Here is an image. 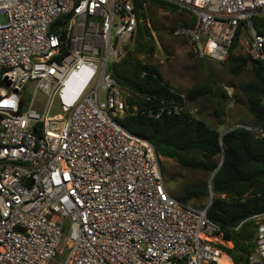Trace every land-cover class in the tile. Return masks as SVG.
I'll return each mask as SVG.
<instances>
[{"label":"built area","instance_id":"built-area-1","mask_svg":"<svg viewBox=\"0 0 264 264\" xmlns=\"http://www.w3.org/2000/svg\"><path fill=\"white\" fill-rule=\"evenodd\" d=\"M164 1L194 17L173 31L193 55L225 61L236 41L264 61V0ZM138 22L134 0H0V264H52L66 228L60 264H230L208 206L171 196L154 146L115 119L194 116L183 93L154 106L113 77ZM251 218L249 264H264Z\"/></svg>","mask_w":264,"mask_h":264},{"label":"trees","instance_id":"trees-1","mask_svg":"<svg viewBox=\"0 0 264 264\" xmlns=\"http://www.w3.org/2000/svg\"><path fill=\"white\" fill-rule=\"evenodd\" d=\"M145 1L134 0L139 22L132 48L111 65V72L121 85L132 92L149 96V104L155 106L160 99L178 97L179 92L171 88L154 64L139 60L134 55L142 52L151 54L155 48L144 17ZM152 1L172 11L181 10L164 0ZM60 20L62 18L57 22ZM194 22V17L189 15L188 20H182L181 24L192 26ZM253 25L259 34L264 35V14L254 15ZM236 49L234 41L224 62L233 75L247 70L253 73V79L241 82L238 89L252 115L251 124L247 125L264 130V61L249 60L246 54L238 53ZM206 94L218 98L213 116L222 125L224 116L219 99L229 97L225 90L213 89L205 83L186 90L184 95L186 100L194 102ZM128 101L140 106L145 104L133 98ZM115 119L130 133L146 138L159 157L173 159L182 168L199 170L209 177L215 171L208 180V186L206 180L195 185L185 184L174 197L189 203L191 199L207 197L209 188L211 202L207 215L219 225L223 240L231 243V246L220 244L219 247L231 257L232 264H249L248 256L254 251L257 226L251 216L264 212V136L254 130L233 127L220 137L219 129L187 112L162 114L159 118L124 113L116 115Z\"/></svg>","mask_w":264,"mask_h":264},{"label":"rangeland","instance_id":"rangeland-1","mask_svg":"<svg viewBox=\"0 0 264 264\" xmlns=\"http://www.w3.org/2000/svg\"><path fill=\"white\" fill-rule=\"evenodd\" d=\"M143 12L148 27H150L151 42H154L155 48L151 54L135 53V57L154 64L162 77L176 92L185 94L186 90L205 83L219 91L225 90L227 92L230 89L231 95L229 97L219 99L221 105L219 106L222 107L224 116L222 125H219L213 116L217 97L206 94L194 102L186 100L187 108L194 113V116L203 118L209 126L224 132L236 124H251L252 115L238 86L241 82L253 79V73L247 70L241 74L233 75L224 61L193 55L189 42L183 36L173 32L182 20H188L189 14L186 12L172 11L167 7L156 5L152 0L145 1ZM1 20L4 21L3 16H1ZM133 39L128 45V50L132 48ZM236 51L245 54L241 48H237ZM28 85H31V82ZM28 85L23 91V95L27 99L32 96V89ZM99 98H103L102 92L99 93ZM57 112L58 109L53 106L49 114ZM159 162L167 191L173 197L185 184L195 185L206 180L208 186L209 176L202 171L184 169L170 158L159 157ZM210 195L208 188L207 197H202L200 200L191 199L189 203L197 207H204L209 202ZM66 235L67 228L59 245L62 252L55 257L52 264H60L64 259L65 251L63 252V250L66 245Z\"/></svg>","mask_w":264,"mask_h":264},{"label":"water","instance_id":"water-1","mask_svg":"<svg viewBox=\"0 0 264 264\" xmlns=\"http://www.w3.org/2000/svg\"><path fill=\"white\" fill-rule=\"evenodd\" d=\"M232 128H233V127L229 128V129H227V130H225L224 132H220L219 136L221 137L224 133H226L227 131L231 130ZM214 172H215V171H214ZM214 172L210 175V177H209V181L211 180V178H212ZM210 194H211V193H210ZM210 202H211V195H210V200H209L207 206L210 204Z\"/></svg>","mask_w":264,"mask_h":264},{"label":"crops","instance_id":"crops-1","mask_svg":"<svg viewBox=\"0 0 264 264\" xmlns=\"http://www.w3.org/2000/svg\"><path fill=\"white\" fill-rule=\"evenodd\" d=\"M229 95V94H228ZM245 125H247V124H245ZM208 204V203H207ZM228 246H231V243H226ZM230 257V256H229ZM228 260H229V258H228ZM229 262H230V264H232V260H231V257H230V260H229Z\"/></svg>","mask_w":264,"mask_h":264}]
</instances>
